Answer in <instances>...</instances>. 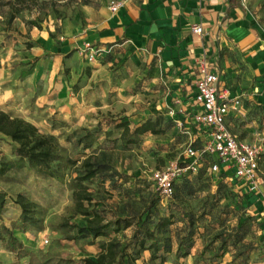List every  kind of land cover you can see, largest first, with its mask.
Returning <instances> with one entry per match:
<instances>
[{"label": "rangeland", "instance_id": "obj_1", "mask_svg": "<svg viewBox=\"0 0 264 264\" xmlns=\"http://www.w3.org/2000/svg\"><path fill=\"white\" fill-rule=\"evenodd\" d=\"M118 1L123 0H25V9L12 22L10 5L0 2V107L31 121L41 133L54 134L77 160L72 176L67 169L63 180L29 166L0 174V191L8 194L0 216V264H28L53 253L65 264H80L84 257L95 259L102 242L113 238L124 244L131 239L138 219L144 220L148 212L151 220L147 227L151 230L161 218L172 219L167 230L158 234L160 256L165 257L166 264H264V156L260 165L263 193H252L260 208L252 209L242 200V184L233 173L212 171L216 159L210 155L204 156L191 178L177 180L173 197H162L154 172L185 159V147L191 142L174 108L166 106V85L154 83L149 73L130 62L121 64L118 56L108 67L109 78H93V63L106 57L90 61L78 47L72 52L74 57L59 63L38 43L42 37L62 43L63 37L70 36L69 29L85 28L93 14L111 10ZM259 7L264 15V1ZM58 65L59 73L54 77ZM33 73L36 78L31 82ZM62 79L67 87L65 94H61ZM6 89L11 90L4 96ZM148 120L157 121L160 134L133 133ZM121 123L131 129L126 136L118 126ZM258 132L264 147V127ZM15 148L16 143L0 134V167L17 158ZM87 157L100 166L95 178L84 181L93 195L91 209L100 213L104 223L130 219L132 226L122 224L115 230L118 225L113 224L107 228L108 236L98 238L80 234L79 228L87 225V218L73 212L70 180L81 172ZM57 167L55 162L53 168ZM18 194L42 206L44 230L20 222ZM3 225L23 243V256L4 247L7 234ZM189 230L192 236L179 249L180 237ZM69 236L75 238L70 240ZM226 236L229 238L224 241ZM166 239L172 244L169 253L165 252ZM138 249L129 247L138 264L148 263L152 251L145 249L137 254Z\"/></svg>", "mask_w": 264, "mask_h": 264}, {"label": "crops", "instance_id": "obj_2", "mask_svg": "<svg viewBox=\"0 0 264 264\" xmlns=\"http://www.w3.org/2000/svg\"><path fill=\"white\" fill-rule=\"evenodd\" d=\"M262 1L123 0L116 11L104 9L93 14L85 28L69 29L70 36L63 37L62 43L47 37L38 43L54 54L59 63L74 57L73 50L84 49L87 42L101 46L106 50V59L93 63V78H109L108 67L117 56L121 64L130 62L149 73L154 83L166 85V106L174 108L196 146H202L204 141L192 120L197 111L196 84L203 75L204 62L209 71L218 75L220 90L242 101L241 107L227 117L230 130L241 141L261 143L258 130L264 127V15L259 11ZM197 26L203 28L202 34L194 31ZM59 69L60 65L54 77ZM82 74L83 70L77 83ZM35 78L33 73L31 82ZM61 81V94H65L67 87ZM10 90L6 89L4 96ZM0 110L11 112L1 107ZM240 188L248 193L243 185ZM248 195L247 198L252 197V193ZM247 202L252 209L260 208L255 196Z\"/></svg>", "mask_w": 264, "mask_h": 264}, {"label": "trees", "instance_id": "obj_3", "mask_svg": "<svg viewBox=\"0 0 264 264\" xmlns=\"http://www.w3.org/2000/svg\"><path fill=\"white\" fill-rule=\"evenodd\" d=\"M0 2L3 5H10L12 9L10 17L11 22L22 13L26 6L24 5L25 0H0ZM118 126L123 128L122 136H126L131 130L130 127L124 123L118 124ZM157 126V121L153 122L148 120L136 127L133 133L136 135H142L148 132L160 134L161 131L157 129ZM0 134L10 138L16 143L15 155L17 157L15 160L5 161L1 164V175L6 174L9 170L16 167L23 168L29 166L31 169L39 173L63 180L66 175V170L69 169V175L71 174L72 176V168L77 166V160L69 155L67 148L60 143L54 134L41 133L38 127L31 121L12 116L3 110H0ZM213 157L216 159V162L219 161L217 157ZM202 159H204V157H202ZM55 162H58V167L56 169L53 168ZM99 167L100 166L93 162L90 157H87L81 165V172L70 180L71 186L74 189L73 212L87 218V225L85 227H80L79 232L80 234H92L94 238L108 236L109 232L107 231V228L113 224L118 225L115 230H118L122 224H124V227L126 228L133 224V220L120 218L116 221L111 220L104 223V218L100 213L91 209L93 195L87 185L84 184V181H89L95 178L99 172ZM192 175L184 176L182 178L188 179L191 178ZM237 181L239 180L237 179ZM176 183L174 186V194ZM239 194L243 196L242 200L248 201L251 198L253 199V196L247 198L249 193L244 192L242 188L240 189ZM7 196L8 194L6 192L0 191V216H2L5 208ZM16 203L21 208L19 220L23 225L31 226L38 230H44V210L40 204L28 199L22 194H18ZM148 207L149 210H151V204ZM150 220L151 214L148 212V215L144 220H142V218L138 219V227L131 239L124 244L113 238L108 239L101 243L100 251L95 259L84 257L81 259L80 264H138L135 255L129 251L131 245H135V247L138 246L139 249L137 250V254L140 250L150 249L152 251L151 259L146 264H166L165 257L160 256L161 247L158 234H162L167 230L172 224V219L170 217L161 218L157 223L156 229L152 230L147 227L148 221ZM3 229L7 234L4 247L10 252L17 254V256H23L25 250L23 243L14 235L12 230L8 229L6 225H3ZM191 236L192 231L189 230L184 236L180 237L179 249L184 241ZM68 238L73 240L75 237L69 236ZM228 238L229 237L226 236L224 241H227ZM148 241H151L149 245H147ZM171 251V241L166 239L165 252L169 253ZM187 254L188 251L184 253V255ZM159 259L160 261H158ZM28 264H65V261L57 254L53 253L43 257L41 260L33 259Z\"/></svg>", "mask_w": 264, "mask_h": 264}, {"label": "built area", "instance_id": "obj_4", "mask_svg": "<svg viewBox=\"0 0 264 264\" xmlns=\"http://www.w3.org/2000/svg\"><path fill=\"white\" fill-rule=\"evenodd\" d=\"M121 5L122 1L114 2L111 11H116ZM194 31L202 34L203 28L197 26ZM84 51L90 61L102 57L106 52L101 46L90 42L85 44ZM201 65L203 75L196 84L197 111L193 114L192 120L204 136L203 145L196 146L191 141L185 147V159L173 161L164 168L156 170L153 179L157 188L163 197H172L177 180L196 174L202 163V157L212 155L219 160L212 165L214 173L231 170L248 193L261 196L263 182L260 165L264 147L261 143L241 141L230 130L227 117L232 110L241 107L242 101L238 97L231 98L227 91L220 90L218 75L209 71L204 62Z\"/></svg>", "mask_w": 264, "mask_h": 264}]
</instances>
